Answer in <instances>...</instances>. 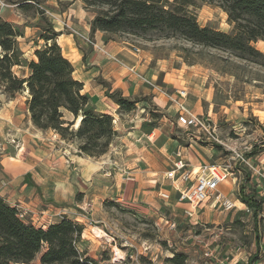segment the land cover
<instances>
[{"label": "rangeland", "instance_id": "rangeland-1", "mask_svg": "<svg viewBox=\"0 0 264 264\" xmlns=\"http://www.w3.org/2000/svg\"><path fill=\"white\" fill-rule=\"evenodd\" d=\"M51 2L0 0V17L4 15L19 23L11 24L23 35L17 41L26 53H23L24 59L28 61L34 59L35 50L43 47L44 41L39 39V35L48 25L62 27L61 31L79 38L76 35L79 31L54 17ZM196 6L192 11L200 27L232 32L226 13L216 4L198 1ZM58 8L62 12L64 6L58 5ZM87 10L93 12L98 8L89 7ZM159 35L156 32L144 37L120 33L107 35L127 37L131 44L151 56V64L160 63L166 72L172 74L171 79H166L169 84L145 79V86L154 92H146L145 96L133 99L137 103L131 112L120 111L118 107L113 115L117 114L119 118L142 116L145 134L158 130L163 138L176 140L184 147L190 140H195L208 149L212 148L209 164L229 163L232 168L231 175L219 186L218 192L236 203L237 207L224 211L214 202L215 193L195 210L185 205L187 210L193 211L192 216H188L186 212L180 214L178 209L171 212V208L164 206L158 198L149 204L155 203L159 211L151 212L146 201L145 205L139 200L136 205H131L117 201L115 197L102 196L95 214L78 209L90 226L88 239L81 237L79 247L100 264H171L167 259L173 253L183 256V264L264 262V197H259L256 179L250 177L248 169L234 159L233 154V151L243 153L254 164L258 161L264 163V58L241 59L226 49L204 47L178 36L163 38ZM253 46L264 55V42L258 41ZM18 72L14 70L20 75ZM175 75H179V79L175 80ZM179 91H185L186 97L180 99ZM158 95L166 99L165 104L154 99ZM173 99H180L179 102H183L194 115L197 114L190 106L198 102L203 111L197 116L205 121L206 127L222 144L209 140L208 134L199 132L198 128L178 125L174 116L177 105ZM113 126L115 129L114 118ZM116 132L117 136L104 155L89 157L102 174L111 173L108 176H112L114 171L127 175L125 167L117 159L121 157L120 152L109 155L112 146L126 134L125 130ZM151 139L154 141L155 138ZM240 195L252 202L243 203L238 199ZM254 201L261 206L260 211L255 209ZM142 206H145V212ZM171 223H175L174 228L170 227ZM96 227L102 228L101 236L93 232ZM117 252L121 256L118 257ZM206 252L211 256L205 257ZM30 264H40L39 255Z\"/></svg>", "mask_w": 264, "mask_h": 264}, {"label": "crops", "instance_id": "crops-1", "mask_svg": "<svg viewBox=\"0 0 264 264\" xmlns=\"http://www.w3.org/2000/svg\"><path fill=\"white\" fill-rule=\"evenodd\" d=\"M50 1L54 17L80 32V37L76 38L61 31L62 27H53L58 33L56 42L63 56L74 67V78L83 84V92L91 99L90 106L95 112L111 115L116 131H126L112 146L109 155L120 152L121 157L117 159L125 167L128 177L124 179L127 175L115 171L112 176L107 175L111 173L102 174L93 159L78 155L76 144H67L53 131L35 128L27 108V92L14 98H7L0 92V198L25 213V217L36 227L45 228L59 222L62 217L78 222L84 227L83 239H88L90 226L82 219L78 209L95 214L102 196L115 197L117 201L131 205H136L137 200L145 205L146 201L151 212L159 211L155 203L149 204L158 198L164 206L171 208V212L178 209L180 214L185 213L187 204L179 202V192L175 188H182L183 185L179 182L174 184L166 179L165 174L172 169L178 159L177 154L196 168L209 163L212 148L208 149L195 140H190L189 145L184 147L176 140L163 138L158 130L145 134V119L142 116H114L118 105L107 97V93L115 91L129 100L145 96L146 92L154 90L148 89L140 76L167 84L166 79L172 74L166 72L165 66L160 63L151 64V56L131 44L127 37H108L107 33L100 31L91 33L90 25L95 13L87 10L80 0ZM58 5L64 6L62 12ZM3 16L0 18L19 24L13 18ZM86 39L94 42L96 48ZM134 48L139 52H135ZM103 52L116 57L120 63L110 60ZM129 68H133L134 72ZM14 70L19 71L20 75L15 73L18 77L27 76L25 67L16 66ZM177 79L179 75H175ZM172 86L175 89V85ZM154 99L166 103L160 95ZM190 107L193 113L202 114L198 102ZM174 110L175 116L176 108ZM65 116L72 119L68 113ZM74 127H78L76 122ZM262 168L264 170V163ZM159 191L168 193L169 199L159 198ZM141 209L145 212V206Z\"/></svg>", "mask_w": 264, "mask_h": 264}, {"label": "trees", "instance_id": "trees-1", "mask_svg": "<svg viewBox=\"0 0 264 264\" xmlns=\"http://www.w3.org/2000/svg\"><path fill=\"white\" fill-rule=\"evenodd\" d=\"M198 1L216 4L227 15L231 33L200 27L192 11ZM86 9L96 7L91 33L126 34L144 37L150 32L160 37H180L208 48L232 51L241 59L264 58L253 43L264 42V0H81ZM43 13L42 11L40 12ZM23 37L11 23L0 20V92L7 98L28 93L27 108L33 126L53 131L66 143L76 144L78 155L99 158L117 132L113 117L90 106L83 84L73 76L74 67L56 42L51 25L42 31V48L34 59H24L17 39ZM25 67L27 76L18 77L14 67ZM264 66V64H263ZM120 111L131 112L137 101L115 91L107 93ZM65 113L72 116L67 119ZM80 119L77 128L76 120ZM243 203L251 199L239 196ZM255 209L261 207L257 201ZM84 227L66 217L47 227H36L0 198V264H30L39 255L40 264H100L80 249ZM171 264H183V256L173 253Z\"/></svg>", "mask_w": 264, "mask_h": 264}, {"label": "built area", "instance_id": "built-area-1", "mask_svg": "<svg viewBox=\"0 0 264 264\" xmlns=\"http://www.w3.org/2000/svg\"><path fill=\"white\" fill-rule=\"evenodd\" d=\"M67 28L69 26L63 23ZM76 33V32H75ZM77 36L80 37L78 33ZM86 41L96 48V44L91 40ZM135 52H139L137 48L133 49ZM110 60L120 63L118 59L110 54L103 52ZM131 72H134L133 68H129ZM140 79L145 82V79L140 76ZM179 98H185L187 93L185 91L178 92ZM179 99V101H180ZM176 104V122L178 125L185 128H198L199 132H205L209 136V140L222 144L214 133L210 132L206 127L205 121L200 119L197 115L192 114L185 106L183 102H179L178 99L172 100ZM234 159H236L242 166L250 172V177L256 179V189L260 198L264 197V170L262 163L258 161L254 164L250 158H246L243 153H236L233 151ZM177 160L173 163L172 169L165 174L166 179L175 183H181L182 188L175 186L179 192V202L187 204L192 210L199 207L202 203L207 201L210 197L214 196V202L217 203L224 211L235 209L237 206L234 202L219 194V186L231 175L232 168L229 163L221 164H202L193 168L189 163L185 162L179 154H177ZM159 198L163 200L169 199V194L164 191H159ZM186 214L192 216L193 211L187 210ZM21 217H25V213L20 212ZM171 228L175 227V223H171ZM205 257H210L211 253L206 252ZM258 264H264L259 262Z\"/></svg>", "mask_w": 264, "mask_h": 264}, {"label": "bare ground", "instance_id": "bare-ground-1", "mask_svg": "<svg viewBox=\"0 0 264 264\" xmlns=\"http://www.w3.org/2000/svg\"><path fill=\"white\" fill-rule=\"evenodd\" d=\"M79 123H80V119H78L77 120V122H76V125H79ZM236 202H239L240 203V205H243L240 201H238V200H236ZM235 205H236V203H235ZM93 232L95 233V235H97V236H101V234L103 233V232H101L99 229H93ZM116 256V255H115ZM117 256L119 257V256H121L120 255V252H117Z\"/></svg>", "mask_w": 264, "mask_h": 264}, {"label": "water", "instance_id": "water-1", "mask_svg": "<svg viewBox=\"0 0 264 264\" xmlns=\"http://www.w3.org/2000/svg\"><path fill=\"white\" fill-rule=\"evenodd\" d=\"M77 126V125H76Z\"/></svg>", "mask_w": 264, "mask_h": 264}]
</instances>
